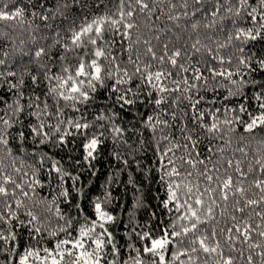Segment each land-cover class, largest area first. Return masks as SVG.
Masks as SVG:
<instances>
[{"label": "snow or ice", "instance_id": "snow-or-ice-1", "mask_svg": "<svg viewBox=\"0 0 264 264\" xmlns=\"http://www.w3.org/2000/svg\"><path fill=\"white\" fill-rule=\"evenodd\" d=\"M0 264H264V0H0Z\"/></svg>", "mask_w": 264, "mask_h": 264}, {"label": "trees", "instance_id": "trees-1", "mask_svg": "<svg viewBox=\"0 0 264 264\" xmlns=\"http://www.w3.org/2000/svg\"><path fill=\"white\" fill-rule=\"evenodd\" d=\"M98 169L97 176L93 177L89 173H85V177L92 181L93 191H103L102 185L105 184L107 178L116 171L117 164L113 162L111 156L105 152L101 157L98 158L96 163ZM128 176L121 173L118 178H114L110 187L112 192L114 203L112 207L118 217L127 221L126 213L135 210L137 218L143 222L147 219L149 213L153 211V205L156 203L152 200V196L155 195L156 185H144L140 191L136 188L139 185H130L127 183ZM162 194V192H161ZM136 197H141L142 206L134 209L136 203ZM122 233H118L120 235Z\"/></svg>", "mask_w": 264, "mask_h": 264}]
</instances>
